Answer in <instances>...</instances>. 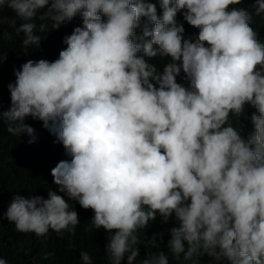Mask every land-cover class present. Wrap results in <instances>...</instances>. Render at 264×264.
Wrapping results in <instances>:
<instances>
[{
	"label": "clouds",
	"instance_id": "9594fccd",
	"mask_svg": "<svg viewBox=\"0 0 264 264\" xmlns=\"http://www.w3.org/2000/svg\"><path fill=\"white\" fill-rule=\"evenodd\" d=\"M241 3L159 0L158 15L147 0H0L21 21L10 23L25 49L40 44L37 18L53 29L82 19L57 59L28 60L7 86V132L34 143L25 119H38L70 157L51 169L58 190L10 202L4 217L16 231L74 235L75 201L94 213L86 230L108 233V264H169L168 253L181 264H264V43L250 26L264 0L252 12L230 7ZM178 12L195 38H185ZM157 56L170 58L162 71ZM158 216L176 221L168 252L138 261V233ZM147 244L160 246L156 235ZM79 258L93 264L87 251Z\"/></svg>",
	"mask_w": 264,
	"mask_h": 264
},
{
	"label": "trees",
	"instance_id": "16d2710c",
	"mask_svg": "<svg viewBox=\"0 0 264 264\" xmlns=\"http://www.w3.org/2000/svg\"><path fill=\"white\" fill-rule=\"evenodd\" d=\"M157 7V14L162 10L159 0H147ZM255 0H242L240 5L230 6L246 8L253 11L252 4ZM51 3V0H50ZM45 6L39 9L37 17L47 11ZM7 18L9 23H0V55L6 53V59L0 61V113L11 106L10 92L8 84L15 82L14 69H20L28 60L38 61L45 59L53 61L58 58L59 52L66 48L63 40L70 35L75 27L82 25L79 15L71 21L61 24L58 29L51 28L50 21H41L38 18L34 21L37 24L35 34L41 37L39 46L30 45L26 49L22 45L23 33L15 34V28L11 26V21L15 19L18 27L20 20L15 18V14L10 9H0V19ZM179 23L183 24L185 38L198 34V29L190 26L184 21L181 12L176 17ZM41 23L48 24V30L39 31ZM147 23L146 18H141V27ZM151 26V25H149ZM250 26L257 32L258 39L264 43V14L261 16L253 15ZM141 29H137L139 34ZM7 32L11 39L4 37ZM170 60L169 57L159 56L152 58L151 62L162 71L163 65ZM184 73L181 72L177 82L187 86L183 79ZM255 109L245 106L244 115L250 116ZM233 123L236 118L232 117ZM25 123L34 129L35 142L28 143L30 137L27 134L13 136L7 132L6 126L0 117V258L8 261V264H81L79 253L87 251L93 264H108L105 245L107 244L108 233L103 228L98 230L90 229L93 211L83 209L75 201H69L70 207H74L80 219L75 228V234L70 235L67 231L58 234L53 230L44 236H37L35 233H21L15 230L14 224L9 223L4 217L10 202L16 195L26 198L40 195L47 198L48 189L58 190V186L53 183L51 169L61 160L70 159L66 156L61 143L56 140L46 128L43 122L32 117H26ZM240 125L243 129L242 134L246 135L252 131L250 120L240 117ZM61 196L63 193L58 192ZM176 225L174 218H170L167 223H162L158 216L154 222H150L149 227L139 231V256L137 260H143L146 256H151L154 252H168L166 247L167 240L170 238L169 229ZM157 236L159 247H152L147 244V240ZM169 255V264H181V260H175ZM208 260L203 258V262ZM126 264V257L121 262Z\"/></svg>",
	"mask_w": 264,
	"mask_h": 264
}]
</instances>
